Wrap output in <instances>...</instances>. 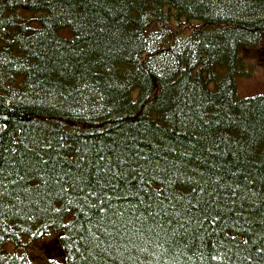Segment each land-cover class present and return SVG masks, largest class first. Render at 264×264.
<instances>
[{"label": "trees", "instance_id": "obj_1", "mask_svg": "<svg viewBox=\"0 0 264 264\" xmlns=\"http://www.w3.org/2000/svg\"><path fill=\"white\" fill-rule=\"evenodd\" d=\"M263 42L264 0H0V264H264Z\"/></svg>", "mask_w": 264, "mask_h": 264}, {"label": "rangeland", "instance_id": "obj_2", "mask_svg": "<svg viewBox=\"0 0 264 264\" xmlns=\"http://www.w3.org/2000/svg\"><path fill=\"white\" fill-rule=\"evenodd\" d=\"M247 76L236 77L237 91L240 97L264 93V42L260 47L242 51ZM55 235L34 243L24 242L22 247L8 245L6 251L25 253L30 264H65L62 254L55 249Z\"/></svg>", "mask_w": 264, "mask_h": 264}, {"label": "snow or ice", "instance_id": "obj_3", "mask_svg": "<svg viewBox=\"0 0 264 264\" xmlns=\"http://www.w3.org/2000/svg\"><path fill=\"white\" fill-rule=\"evenodd\" d=\"M68 23L71 24L72 21L69 20ZM139 160H140V161H147V158H146V157H139ZM124 163H125V164H131V163H133V161L130 160V159H126V160L124 161ZM148 163H150V161H148ZM129 171L132 172V173H135V172H136V168H130ZM144 171H147V169L145 168ZM193 194H195V189H193Z\"/></svg>", "mask_w": 264, "mask_h": 264}]
</instances>
